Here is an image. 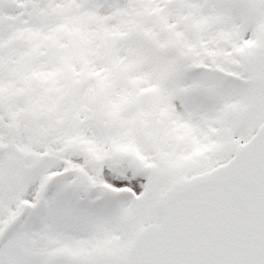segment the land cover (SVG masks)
Masks as SVG:
<instances>
[{
  "label": "snow or ice",
  "instance_id": "1",
  "mask_svg": "<svg viewBox=\"0 0 264 264\" xmlns=\"http://www.w3.org/2000/svg\"><path fill=\"white\" fill-rule=\"evenodd\" d=\"M0 264H264V0H0Z\"/></svg>",
  "mask_w": 264,
  "mask_h": 264
}]
</instances>
